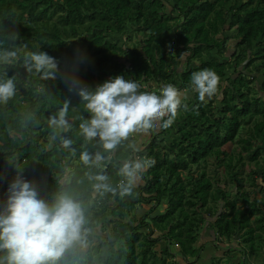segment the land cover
Wrapping results in <instances>:
<instances>
[{"label": "trees", "instance_id": "16d2710c", "mask_svg": "<svg viewBox=\"0 0 264 264\" xmlns=\"http://www.w3.org/2000/svg\"><path fill=\"white\" fill-rule=\"evenodd\" d=\"M9 33L16 34L14 41ZM0 36L4 47L43 50L59 59L55 78L28 73L21 60L6 66L19 83L16 95L0 105L5 195L17 172L42 193L59 190L66 170L72 183L83 175L78 125L88 112L65 76L95 85L124 74L150 90L171 82L186 93L187 108L178 109L173 124L142 137V154L155 163L141 185L91 203L99 231L77 264H198L207 245L224 250L210 264H253L264 256V208H255L256 200L249 204L237 184L250 164L249 182L260 187L264 203V0H0ZM204 67L221 79L218 92L200 101L187 85L191 72ZM65 104L72 128L62 135L73 141L75 154L47 147L48 117ZM29 111L35 119L25 127L22 116ZM229 143L239 151L226 150ZM126 151L121 145L116 157ZM221 168L237 185L233 196L241 204L222 186L224 172L215 178ZM103 170L113 182L119 179L112 162ZM77 188L87 200V181ZM142 205L152 207L140 214ZM163 240L161 256L155 247Z\"/></svg>", "mask_w": 264, "mask_h": 264}, {"label": "clouds", "instance_id": "9594fccd", "mask_svg": "<svg viewBox=\"0 0 264 264\" xmlns=\"http://www.w3.org/2000/svg\"><path fill=\"white\" fill-rule=\"evenodd\" d=\"M8 41L16 39L9 33ZM0 36V105L15 96L19 77L9 74L7 65L21 60L24 69L41 78H55L59 59L43 50H24L15 45L4 47ZM25 49L26 45L23 46ZM69 91L84 101L87 117H81L79 135L83 137L79 160L86 166L75 183L67 174L60 179L59 190L42 193L32 180L17 172L0 202V264H77L88 252L96 234L89 213L94 199L106 193L121 196L141 185L146 171L155 163L143 153L142 137L173 124L178 109L187 108L186 95L174 83L159 90L147 89L139 80L124 74L110 75L95 85L78 75L65 76ZM220 76L210 67L190 74L189 93L206 101L218 92ZM67 104L48 117V148L54 145L75 154L73 141L65 137L72 128L67 119ZM23 125L34 122L35 113H23ZM121 145L126 154L117 158ZM108 162L117 168V179L103 169ZM87 181V200L77 188ZM98 227V226H97Z\"/></svg>", "mask_w": 264, "mask_h": 264}, {"label": "rangeland", "instance_id": "374dc122", "mask_svg": "<svg viewBox=\"0 0 264 264\" xmlns=\"http://www.w3.org/2000/svg\"><path fill=\"white\" fill-rule=\"evenodd\" d=\"M135 39H137V38H134V40ZM231 53H232V51L230 52V54ZM230 54H229V56H230ZM252 125L253 124H250L249 127H252ZM37 126H39V125L37 124ZM242 136H244V134H242ZM36 137L38 138V134L36 135ZM225 149L228 150L229 152L239 151V147H238L237 143H229V144H227L225 146ZM58 157H61V155H58ZM250 169H252V167H250V164H249V166H246L245 172L241 173L240 181L237 184L241 186V191L242 192H247V196H249L248 199H247L249 201V204L254 203L255 200H256V201H259V202L257 203V206H256V204H254V207L255 208L256 207L264 208V203L263 202H260L262 200L263 192L261 191L260 187L257 188V187L253 186L249 182L250 181V178H249L248 173H249V170ZM215 170L217 171L216 166L211 168V172H215ZM255 170H257V167H255ZM225 171L226 170H224V168H221V170L218 171L219 173H214L215 178L217 179L218 176L220 177V172H221V174L224 172V174H223V176H224L226 174ZM237 172H240V168L234 170L233 171V175H231L230 178L233 179L235 177V174H237ZM226 176L223 177V181L226 182V183H222V186L224 188H226V185H227V193H228V195L229 196H232V198L234 200L236 199V201H238V203L241 204L242 203V200L239 199L238 197H235L234 198V196H233L235 194V192L238 190L237 189V185H235L234 182H229L227 180ZM254 189L256 191L253 194V190ZM4 199H5V194H4V191H3V187L1 185L0 186V201H3ZM151 207H152L151 205H142V207H139L137 209V212L140 213V214H143L147 209H149ZM258 215H262V212H260ZM254 218H255V216L253 217V219ZM98 231H96V232L98 233ZM221 245L222 246H227L228 244H226L225 242H223V243H221ZM236 245H237V243H236V241H234L229 246L235 247ZM218 247L219 246H216L215 247L213 245H207L206 248H205V252L203 254L204 255L203 256L204 258L202 257V261L203 262L201 261L198 264H210L213 257H215V256H222L223 253H224V250H222L223 248L221 249V248H218ZM155 248H156V251L158 252V254H161V256H162V253L167 248V245L165 243V240L159 242ZM173 252H176L175 247L173 249ZM235 252H234V255L238 256L239 253L237 251H235ZM262 252H264V248H262ZM177 257H176V260H178ZM167 260L169 261V259H167ZM253 264H264V256H261L259 259H256Z\"/></svg>", "mask_w": 264, "mask_h": 264}, {"label": "crops", "instance_id": "0c3cea01", "mask_svg": "<svg viewBox=\"0 0 264 264\" xmlns=\"http://www.w3.org/2000/svg\"><path fill=\"white\" fill-rule=\"evenodd\" d=\"M148 138H150V136Z\"/></svg>", "mask_w": 264, "mask_h": 264}]
</instances>
